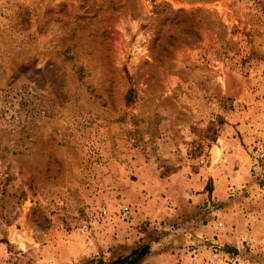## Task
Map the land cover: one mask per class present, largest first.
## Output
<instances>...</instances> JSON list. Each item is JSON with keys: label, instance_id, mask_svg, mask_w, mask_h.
Wrapping results in <instances>:
<instances>
[{"label": "rangeland", "instance_id": "1", "mask_svg": "<svg viewBox=\"0 0 264 264\" xmlns=\"http://www.w3.org/2000/svg\"><path fill=\"white\" fill-rule=\"evenodd\" d=\"M0 264H264V0H0Z\"/></svg>", "mask_w": 264, "mask_h": 264}, {"label": "crops", "instance_id": "2", "mask_svg": "<svg viewBox=\"0 0 264 264\" xmlns=\"http://www.w3.org/2000/svg\"><path fill=\"white\" fill-rule=\"evenodd\" d=\"M206 168H208L207 167V165H206ZM205 171V170H204ZM206 171H207V174L209 175V171L206 169ZM200 173H203V170L201 171V170H199L198 172H193V174H192V177L190 178L191 180H193V179H195V180H199V177H200ZM203 181V180H202ZM199 183V185H200V188H202L203 187V185H204V181L203 182H198ZM190 194V198L192 199V202H194V203H196V202H198V201H202V200H204L205 198H207V193H198V194H193L192 192H190L189 193ZM189 199V198H188Z\"/></svg>", "mask_w": 264, "mask_h": 264}]
</instances>
